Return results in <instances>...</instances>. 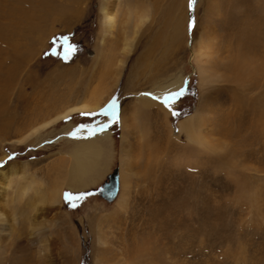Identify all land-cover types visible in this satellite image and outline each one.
Returning <instances> with one entry per match:
<instances>
[{"label":"rangeland","instance_id":"obj_1","mask_svg":"<svg viewBox=\"0 0 264 264\" xmlns=\"http://www.w3.org/2000/svg\"><path fill=\"white\" fill-rule=\"evenodd\" d=\"M216 1L220 14L213 18L215 37L204 39L212 56L202 64L221 76L239 77L242 83L234 95L228 83L200 85L198 66L189 49L188 24L190 19L193 24L209 23L203 0H197L191 11L188 0H147L150 16L135 34L133 51L124 59L108 100L116 98L117 122L108 127L112 152L106 172L87 187H63L57 205L49 206L42 215L28 219L16 215L13 222L7 218L1 221L0 264H102L96 261L97 225L108 235L112 256L123 243L127 258L147 246L142 264H264V0ZM99 2L0 0V107H4L0 114V168L14 161L26 163L30 174L49 181L54 173L45 176L47 166L62 156L58 151L70 145L63 135L64 126L70 122L73 128L67 131H72L78 125L108 119L77 112L45 131L47 137L16 143L29 129L21 121L25 114L32 117L30 113L36 112L39 117L38 111L45 108L53 114L51 106L65 99L76 102L99 80L101 66H94L97 61H92L104 30ZM26 13L32 17L27 19ZM183 13V42L172 44V53L161 57L163 49L158 48L152 58L144 57L145 61L138 64L151 36L171 30ZM32 21L36 25L33 22L31 26ZM64 36L76 45L68 60L51 54L54 40L56 51L63 52L58 38ZM8 66L17 69L13 83L4 84ZM178 72L187 78L186 92L169 111L170 127L152 108L145 123L151 148L147 151L143 146L139 160L133 158L135 171L146 172L133 177L127 209L115 220L101 219L114 210L121 193L115 201L97 193L107 174L119 168L120 105L129 109L134 94L139 96ZM109 73L105 78L109 77L106 81L112 85L113 74ZM202 95H206L207 105L200 131L211 144L222 147L233 164L225 162L223 155L187 145L186 136L179 133V122L192 115ZM172 111L178 114L174 116ZM20 116L19 123L9 124L10 118ZM168 127L172 138L168 137ZM130 140L137 154L138 145ZM147 159L150 166L146 170ZM65 192L92 195L73 208L65 201ZM1 197L7 210L12 206L16 211L21 209L9 194ZM42 238L48 240L46 253Z\"/></svg>","mask_w":264,"mask_h":264},{"label":"bare ground","instance_id":"obj_2","mask_svg":"<svg viewBox=\"0 0 264 264\" xmlns=\"http://www.w3.org/2000/svg\"><path fill=\"white\" fill-rule=\"evenodd\" d=\"M203 3V13L206 14L207 19L209 18V23H207V20H204L201 23L198 22L193 24L190 33L191 41L189 42V49L191 50L192 56L198 66L197 69L200 77V85L207 87L215 86L217 85L216 83H218V85L219 83H228L229 88L234 95L235 89L242 83V80L239 77H224L213 70L204 69L203 67L202 63L208 61V58L211 55L210 48L205 43L204 39L213 40L215 37L213 18L214 14L218 16L220 14V11H218V2L216 0H203ZM148 4L147 0H100L98 9L102 19V24L104 25V30L103 35L98 40L97 50L94 53L92 60L93 62L97 61L94 66H97V64L99 67L101 66L100 76L98 77L99 80L96 82L94 87L87 90V93H82V98L80 97L81 99L76 102H72V99H65L60 100L59 105L54 106V104L51 106L54 110L53 114L48 113L46 108L44 111H38L39 117H36V112L30 113L32 117H27L29 115L25 114L22 117L23 120L21 121L22 124L26 125V127L28 126L29 129L25 134L16 140V143L26 144L39 141L42 137H47L46 134H44L45 131L53 126H56L61 121L66 120V118L74 113L94 112L107 104L111 96V92H113L112 89H114L115 84L121 75L122 63L125 58L127 60L130 53L133 51V47L135 45V34H137L139 28L143 26L146 21H148L150 16ZM28 13L30 14V11ZM28 13L23 14L24 16L26 15L25 17H27V19L32 15L28 16ZM184 15L186 14L183 13V16L179 15L178 19L174 22L173 28L168 30V32L164 30L166 33L158 32L157 34L156 32L151 36L152 39H150L145 50L139 55L140 61L138 60V64H141V61H145V59L143 60L144 57L152 58L154 56L153 53L158 48H160V50L163 49V52L160 55L161 57L172 53V44L178 45L180 42H183L186 36ZM27 19L25 18V20ZM33 22L34 21L31 22V26H33ZM116 27L117 35L115 34ZM89 53L91 54L92 52L89 51ZM116 54H118V56H116ZM113 58H115V60ZM151 66L152 64L150 63L149 67ZM15 69L17 68L10 69V66H8L6 72L3 74L4 84L13 83ZM109 72L113 74V77L110 78L112 80V85L108 83L109 81H106L109 77L105 78V76H109ZM186 82L187 78L184 77L182 73L178 72L165 83L162 82L161 84H157L153 86L151 90L144 91L139 96L134 94V99L131 101L129 109L124 108V105H120L119 124L122 132L120 135L119 168H117L118 192L114 199L116 200L119 191H121V193L119 198L116 200V207L114 210L104 215L102 218L100 216L101 219L115 220L120 212L127 209L126 207L128 206L127 202L129 197L128 193L133 177L139 174L142 175L143 172H146L143 170L142 172L141 170L135 171V163L133 164V160L138 159L139 156L141 157V149L143 146H147V151L148 147L151 148V142L148 139V129L145 127V123L150 116L152 108H155L156 112L162 115L163 120L169 126L168 115L171 110L164 107L158 100L153 99L152 96H160L166 91L176 90L182 84L186 88ZM130 87L133 89L134 85H130ZM146 93H150L152 95H145ZM205 96L206 95L201 96L199 104L194 109L191 116H188V118L186 117V119L184 118L183 120L180 119L181 121L178 124L179 133H183L186 136L187 145L190 144L196 146L202 151H210L215 155H223L225 156V162L230 161L232 159L229 160V156H226V152L224 154L222 147L219 148L211 144L200 131L207 105V98H205ZM174 106L175 104L172 107ZM3 113L4 107H0V114L2 115ZM21 116L18 117V119L14 118V120H12L13 118H10L9 124L15 125L16 122L19 123L20 121L18 122V120ZM70 127H72V124L69 122L66 126H64L63 130L65 129L66 132H68L67 130H69ZM169 127L168 137L172 138L173 133ZM204 128L205 127H203V129ZM68 137L67 144L69 143L70 145L63 150L60 149L61 151H58V154L62 156L50 164V166H47L45 176L51 175V172L54 173L53 178L49 179V181H47L48 179L44 181L45 178L44 180H42V178L39 179L33 173L30 174L27 171L26 163L14 161L9 165H5L0 168L1 198H4V196L9 194L13 204L15 203L17 206H21V209H18V211H16L15 208H12L14 206L7 210L6 204L3 203L5 201H0V222L6 220V218L10 221H14L16 215L26 217V219L29 217L33 218V216L38 213L42 215L43 211H46L49 206L57 205L56 203L60 200L63 187L70 189L84 188L96 183L104 175L108 168V162L110 161V153L112 152L110 129L107 128L105 131L98 132L94 136H89L87 132L81 130L78 134V138H73L69 135ZM71 138H73V140ZM130 138H132L136 145H138L137 154H135V149H133L134 145ZM230 163L233 164L231 161ZM149 166L150 161L147 159L143 169L147 170ZM119 183L121 190H119ZM107 236L104 232H102L100 226L97 225V243L99 251L96 261L102 264H113L114 262L116 264H126L127 261L131 264H142V260L146 253L144 250L147 246L141 247L139 251L137 249V251L133 253V256L130 254L131 258H127L126 244L122 242V247L119 246L120 248H117L118 253H116L117 251L114 252L119 256H116L118 257L116 258L115 254L113 253L112 256V251L109 250L111 248L109 246L110 244ZM40 242L42 251L46 253L49 248L48 240L42 238ZM114 259H117V261H114Z\"/></svg>","mask_w":264,"mask_h":264},{"label":"snow or ice","instance_id":"obj_3","mask_svg":"<svg viewBox=\"0 0 264 264\" xmlns=\"http://www.w3.org/2000/svg\"><path fill=\"white\" fill-rule=\"evenodd\" d=\"M197 2V0H188V7L191 11L193 8V5ZM193 27V20H189L188 28L191 30ZM63 46V52L58 53L56 51L55 47V40L53 41V48L51 50L52 55H59L62 59L68 60L71 58V56L76 51V45L70 44L68 42V37H59L58 38ZM47 54V53H46ZM185 86L182 84L179 88L176 90H169L164 92L160 96H152L153 99L158 100L160 103L163 104L164 107L168 108L169 110H172V106L179 100L181 97L185 95ZM145 95H152L150 93H146ZM178 113L175 111H172V115H177ZM80 115L82 116H89V117H108L106 121L101 120H95L91 124H81L78 125L76 129H74L72 132L68 133L67 135L78 138V134L81 132V130H86L87 134L89 136H94L98 132L105 131L111 124L117 122V101L116 98L113 97L104 107L100 108L98 111L94 112H81ZM67 119V118H66ZM9 160L12 159L10 156L8 158ZM92 195V193H78L73 194L71 192H65L63 194L65 201L69 204L70 207H77V202L82 200L84 197Z\"/></svg>","mask_w":264,"mask_h":264},{"label":"water","instance_id":"obj_4","mask_svg":"<svg viewBox=\"0 0 264 264\" xmlns=\"http://www.w3.org/2000/svg\"><path fill=\"white\" fill-rule=\"evenodd\" d=\"M118 192L117 168L107 175L106 180L97 188V193L107 201H112Z\"/></svg>","mask_w":264,"mask_h":264},{"label":"crops","instance_id":"obj_5","mask_svg":"<svg viewBox=\"0 0 264 264\" xmlns=\"http://www.w3.org/2000/svg\"><path fill=\"white\" fill-rule=\"evenodd\" d=\"M70 132H72V131H68V132L64 133V134H63L64 137L69 138L67 134L70 133ZM71 139L73 140V138H71Z\"/></svg>","mask_w":264,"mask_h":264}]
</instances>
